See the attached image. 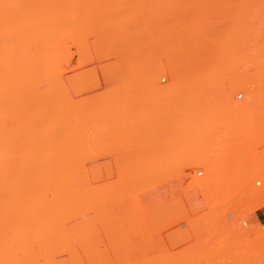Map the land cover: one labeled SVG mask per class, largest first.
I'll use <instances>...</instances> for the list:
<instances>
[{"label":"rangeland","instance_id":"1","mask_svg":"<svg viewBox=\"0 0 264 264\" xmlns=\"http://www.w3.org/2000/svg\"><path fill=\"white\" fill-rule=\"evenodd\" d=\"M5 1L0 264H264V0Z\"/></svg>","mask_w":264,"mask_h":264},{"label":"bare ground","instance_id":"2","mask_svg":"<svg viewBox=\"0 0 264 264\" xmlns=\"http://www.w3.org/2000/svg\"><path fill=\"white\" fill-rule=\"evenodd\" d=\"M6 1L9 2L8 0H6ZM6 1H5V3H6ZM15 1H17V0H15ZM18 1H19V0H18ZM18 1H17V2H18ZM50 1H51V0H50ZM60 1H61V0H60ZM18 3H19V2H18ZM20 3H21V2H20ZM20 3H19V4H20ZM39 3H40V1H39ZM42 3H44V2L42 1ZM42 3H41V4H42ZM50 3H51V2H50ZM53 3H55V2H53ZM58 3H59V2H58ZM11 4L14 5V3H12V2H11ZM19 4H18V5H19ZM29 4H30V3H29ZM60 4H61V3H60ZM20 5H21V4H20ZM43 5H44V4H43ZM45 5H46V3H45ZM45 5H44V6H45ZM54 5L56 6L57 4H54ZM15 6H16V5H15ZM38 6H39V4H38ZM51 6H52V5H51ZM22 7H23V6H22ZM27 7H28V6H27ZM30 7H32V6L30 5ZM39 7H40V6H39ZM49 7H50V6H49ZM34 8H37V7H34ZM42 8H43V7H42ZM45 8H46V7H45ZM64 8H65V7H64ZM25 9H26V7H25ZM57 9L59 10V8H57ZM66 9H67V8H66ZM16 10H17V9H16ZM31 10H32V9L29 8V11H31ZM35 10H36V9H34V11H35ZM38 10H39V9H38ZM60 10H63V9H60ZM64 10H65V9H64ZM65 11H66V10H65ZM53 12H54V10H53ZM24 13H26V12H24ZM27 13H28V12H27ZM34 13H35V12H34ZM39 13H40V12H39ZM39 13H38V16H39ZM54 13H55V15H56V11H55ZM20 14H21V13H20ZM29 14H30V12H29ZM32 14H33V13L31 12V15H32ZM35 14H36V13H35ZM16 15H17V14H16ZM47 15H48V14H47ZM47 15H46V16H47ZM33 16H34V15H33ZM46 16H45V17H46ZM52 16H54V15H52ZM19 17H20V16H19ZM23 17H24V14H23ZM25 17H26V15H25ZM49 17H50V16H49ZM54 17H55V16H54ZM55 18H56V17H55ZM19 20L21 21L22 18L19 19ZM28 20H29V19H28ZM28 22H29V21H28ZM19 23H20V22H19ZM22 26H23V25H22ZM29 28H30V27H29ZM21 29H22V28H21ZM48 32H50V31H48ZM30 41H31V40H30ZM22 46H23V45H22ZM21 48H22V47H21ZM34 50H35V48H34ZM34 50H33V51H34ZM30 52H32V51H30ZM28 54H29V53H28ZM31 54H34V53H31ZM20 55H24V54H21V53H20ZM26 55H27V54H26ZM26 55H24V56H26ZM34 56H35V55H34ZM34 56H33V58H34ZM26 57H27V56H26ZM26 57H25V59H26ZM29 57H30V56H29ZM21 58L24 59L23 56H21ZM31 58H32V57H30V59H31ZM25 59H24V60H25ZM28 59H29V58H28ZM28 59H27V60H28ZM27 60H26V61H27ZM15 61H16V60H15ZM22 61H23V60H22ZM29 61H30V60H29ZM24 62H25V61H24ZM16 63H18V62H16ZM24 65H25V63H24ZM29 65H30V64H29ZM26 67H27V66H26ZM26 69H27V68H26ZM26 69H25V70H26ZM28 71H31V69L28 70ZM28 74H30V73H28ZM18 76H19V74H18ZM27 76H28V75H27ZM21 77H22V76H21ZM28 77H30V76H28ZM22 78H23V77H22ZM24 79H25L26 82L28 83V80H27L26 78H24ZM30 79H32V78H30ZM30 79H29V80H30ZM25 80H24V81H25ZM30 81H32V80H30ZM27 83H26V85H27ZM29 83L31 84V82H29ZM42 86H43V85H42ZM46 87H47V86H46ZM41 88H42V87H41ZM47 91H48V89H47ZM83 96H84V95H83ZM85 96H86V95H85ZM109 115H110V114H109ZM124 115H125V114H124ZM121 117H122V116H121ZM118 118H119V116H118ZM54 122H55V120H54ZM55 125H56V124H55ZM49 130H50V129H49ZM51 130H52V129H51ZM55 130H56V129H55ZM182 131H183V130H182ZM198 132H199V131H198ZM198 132H197V133H198ZM49 133H50V131H49ZM189 133H190V131H189ZM199 135L201 136V134H199ZM190 136H191V135H190ZM190 136H189V138H190ZM197 137H198V135H197ZM201 137H202V136H201ZM199 138H200V137H199ZM192 139H193V138H192ZM211 139H213V138H211ZM181 141H182V140H181ZM0 142H2V141H0ZM4 143H6V142H4ZM4 143H3V144H4ZM8 143H9V142H8ZM20 143H21V142H20ZM28 143H29V142H28ZM42 143H43V142H42ZM179 143H180V142H179ZM188 143H189V142H188ZM196 143H197V142H196ZM1 144H2V143H1ZM39 144H40V143H39ZM39 144L36 143V145H35V144H31V142H30V144H29L30 147H26V149H20V147H22V146H23V147L26 146V145H21V146L19 147V149L17 148V149H18V154H20L19 156H18V154H17V151H15L16 154H17V156H18V157H17V156H16V157H17L18 159H21V160H17V158H16V160L13 161L14 163L18 164V165H17V166H18V168H17L18 170H19V168H22V169L24 168V167H23V164H24V163H25V164L28 163L29 167H26V165H27V164H26V165H25L26 168H24V169H27V168H28L29 170L32 171V169H30V168H32V166H34V165H36V163H38V162H36L37 159L39 158L38 156H41V157H43V158H45V156H46V159H43V158L40 157L39 159H41V160H38V161H40V162H41V161H44V163H45V164L43 165V170H42V167H40L42 173H41L40 170H38V168H35L36 166L34 167L35 169L32 171V173H35L36 175L34 174L35 176H33V174L31 173V178H32V179H33L34 177L36 178V179H33V180L36 181V185H35V184H34L33 186L29 185V184H30V183H29L30 181L33 182V180H30V179H31V178H30V172H31V171H30V172L28 171V175H26V173L20 175V172H17L18 175H14V174H16V172L13 171L14 167H13L12 169H10L9 171L6 170V171H8V173H10L11 170L13 171V172L11 171V173H13V174H11V175H13V176H11V178L8 176L9 179H10V180L8 179L9 182H8L7 179H4V178H3V177H5V176H2V174H4V173H2V172L0 173V175L2 176L1 178L4 179V182H5V183H4V182H3V183H2V182L0 183V186H1V184H2V187H0L1 189L4 188L5 186H6V188H8V185H9V184H10L9 187H10V186H13V187H12V191H8V193L5 192V195H3V190H4V189H3L2 191H0V240L2 239V236H3L4 231H5V229H4L5 221L8 220V221L11 222V221L14 220L13 218H15V214L18 213V212H15V210L17 211V209H18L17 206H18L19 204H22V203L24 202V204L27 203V204H29L30 206H32V205H34V204H35L36 206H37V205L40 206L41 203L38 202V201H41V202H43L42 205H43V204L46 205L45 202H46L47 200L43 201V199H42V197L45 198L46 195L44 194V196H43L42 193H41V194H37V193H40V192H44V193H46L45 191H46V189H47V187H48V185H49V184H48L49 181H47V180L49 179L50 176H45V175H46V173H48V172H47V171H48V168H47V167H48V165H49V164H48V161H49V158H48V157H49V156L47 157V155L51 154L52 152H51V153H48V152H50V150H49V144H48V146L42 144L41 147L39 146ZM131 144H132V143H131ZM216 144H217V143H216ZM218 144H219V143H218ZM6 145H7V143H6ZM6 145H5V146H6ZM8 145H10V143H9ZM11 145H12V144H11ZM11 145H10V146H11ZM13 145H14V144H13ZM37 145H38L39 147H38ZM174 145H175V144H174ZM183 145H184V144H183ZM210 145H211V144H210ZM5 146L2 147V148L0 147V150L4 149L3 151H5V149H6V147H7V146H6V147H5ZM16 146H17V145H16ZM42 146H43V147H42ZM44 146H45V147H44ZM180 146H182V145H180ZM192 146H193V145H192ZM214 146H215V145H214ZM11 147H12V146H11ZM11 147H10V148L8 147V148L10 149V151H11ZM170 148H171V147H170ZM211 148H212V147H211ZM214 148H215V147H214ZM220 148H221V147H220ZM17 149H16V150H17ZM183 149H184V148H183ZM22 150H24V151L21 152ZM206 150H207V149H206ZM209 150H210V149H209ZM218 150H219V149H218ZM12 151L14 152V150H12ZM12 151H11V152H12ZM47 151H48V152H47ZM149 151H150V150H149ZM161 151H162V150H161ZM19 152H20V153H19ZM153 152H154V151H153ZM3 153H4V152H3ZM148 153H149V152H148ZM219 153H220V152H219ZM1 154H2V152H1ZM4 154H5V153H4ZM8 154H9V151H8ZM21 154H22V156H21ZM151 154H152V152H151ZM160 154H161V153H160ZM196 154H197V153H196ZM209 154H210V153H209ZM37 155H38V156H37ZM44 155H45V156H44ZM54 155H55V154H54ZM143 155H144V154H143ZM143 155H142V156H143ZM51 156H52V155H51ZM51 156H50V157H51ZM139 156H140V155H139ZM146 156H147V155H146ZM166 156H167V155H166ZM175 156H176V155L174 154V157H175ZM23 157H24V158H23ZM36 157H37V159H36ZM52 157H53V156H52ZM52 157H51V158H52ZM181 157H182V156H181ZM1 158H2V157H1ZM4 158H6V157H4ZM10 158H11V159H15L14 157H9V159H10ZM51 158H50V160H51ZM135 158H136V157H135ZM157 158H158V157H157ZM161 158H162V157H161ZM170 158H171V157H170ZM182 158H183V157H182ZM216 158H218V157H216ZM11 159H10V160H11ZM27 159H28V160H27ZM53 159H55V158H53ZM53 159H52L51 161H53ZM138 159H141V158H138ZM138 159H137V160H138ZM167 159H168V158H167ZM7 160H8V158H7ZM10 160H9L10 165H13V164H11L12 162H11ZM25 160H26L27 162H26ZM33 160H34V161H33ZM47 160H48V161H47ZM0 161L2 162L1 159H0ZM4 161H5V160H4ZM4 161H3V162H4ZM15 161H16V162H15ZM17 161H19V162L17 163ZM45 161H46V162H45ZM54 161H55V160H54ZM121 161H122V160H121ZM131 161H132V160H131ZM212 161H213V160H212ZM215 161H216V160H215ZM6 162H7V161H6ZM30 162H31L32 164H31ZM129 162H130V161H129ZM137 162H138V161H137ZM20 163H22V164H20ZM49 163H50V161H49ZM131 163H132V162H131ZM159 163H160V162H159ZM6 164H7V163H6ZM30 164H31L32 166H31ZM33 164H34V165H33ZM47 164H48V165H47ZM126 164H127V163H126ZM212 164H213V163H212ZM216 164H217V163H216ZM0 165H1V164H0ZM10 165H9V166H10ZM21 165H22V166H21ZM46 165H47V166H46ZM50 165H51V163H50ZM52 165H53V164H52ZM129 165H130V164H129ZM156 165H157V164H156ZM214 165H215V164H214ZM3 166H4V165H3ZM5 166H6V165H5ZM5 166H4V167H5ZM7 166H8V165H7ZM14 166H15V164H14ZM17 166H15V167H17ZM30 166H31V167H30ZM37 166H38V164H37ZM44 166H45V168H44ZM54 166H55V164H54ZM125 166H126V165H125ZM145 166H146V165H145ZM150 166H151V165H150ZM11 167H12V166H11ZM131 167H133V166H131ZM147 167H148V166H147ZM213 167H214V166H213ZM215 167H216V166H215ZM6 168H7V167H6ZM6 168H5V169H6ZM8 168H9V167H8ZM134 168H135V167H134ZM155 168H156V167H155ZM5 169L3 170V172H5ZM22 169H20V170H22ZM24 169H23V170H24ZM36 169H37V170H36ZM49 169H51L50 166H49ZM122 169H123V168H122ZM0 170H1V169H0ZM23 170H22V171H23ZM46 170H47V171H46ZM53 170H54V169H53ZM53 170H51V171H53ZM127 170H128V169H127ZM129 170H130V167H129ZM135 170H136V169H135ZM135 170H134V173H135ZM140 170H141V169H140ZM151 170H152V169H151ZM34 171H36V172H38V173H36V172H34ZM43 171H44V172H43ZM45 171H46V172H45ZM122 171H123V170H122ZM122 171H121V172H122ZM148 171H150V170L148 169ZM216 171H217V170H216ZM14 172H15V173H14ZM39 172H40V173H39ZM123 172L125 173L126 171H123ZM6 173H7V172H6ZM21 173H22V172H21ZM23 173H24V172H23ZM124 173H123V174H124ZM41 174H43V176H42ZM52 174H53V172H52ZM123 174H122V175H123ZM128 174H129V173H128ZM136 174H137V173H136ZM9 175H10V174H9ZM19 175H20V177H22V178L18 177ZM37 175H38V176H37ZM39 175H40V177H39ZM47 175H49V174H47ZM133 175H134V174H133ZM15 176H16V179L14 178ZM23 176H24V177H23ZM26 176L29 177V181L26 180ZM32 176H33V177H32ZM52 176H53V175H52ZM131 176H132V175H131ZM131 176H130V177H131ZM8 177H7V178H8ZM43 177H44V178H43ZM126 177H129V175L126 176ZM1 178H0V179H1ZM5 178H6V177H5ZM24 178H25V179H24ZM37 178H39L40 180H38ZM41 178H43V179H41ZM46 178H47V180H46ZM18 179H19L20 181H19ZM21 179H22V180H21ZM124 179H125V178H124ZM129 179H130V178H128V180H129ZM5 180H6V181H5ZM14 180H17V181L15 182ZM25 180H26V181H25ZM41 180H42V182H38V181H41ZM45 180H46V182H47L48 185L46 184ZM118 180L122 181L121 179H118ZM1 181H2V180H1ZM21 181H24V183L26 182L24 185L22 184V187L18 185V183H22ZM135 181H136V180H135ZM6 182L9 183V184H8V185H5V184H7ZM10 182H12V183H10ZM13 182H15L16 185H15V183H13ZM44 182H45V183H44ZM116 182H117V181H116ZM40 183H41V185H42L43 187L40 186V185L38 186V184H40ZM42 183H44V184H42ZM127 183H128V182H127ZM132 183H133V182H132ZM11 184H12V185H11ZM27 184H28V185H27ZM128 184H129V183H128ZM44 185H45V186L47 185V186L45 187ZM3 186H4V187H3ZM26 186H28L27 188H30L31 191H30V189H26V188H25ZM30 186H31V187H30ZM34 186H36V188H34ZM86 186H87V185H86ZM124 186H125V185H124ZM16 187L21 188V189L15 190ZM37 187H38V188H37ZM39 187H40V188H39ZM121 187H122V185H121ZM13 188H14V189H13ZM23 188H25V189H23ZM32 188H34V189H36V190H32ZM43 188H45V189H43ZM9 189H10V188H9ZM16 189H17V188H16ZM86 189H87V187H86ZM14 190H15V191H14ZM19 190H20V191H19ZM37 190H39V191H37ZM40 190H42V191H40ZM43 190H45V191H43ZM94 190H95V189H94ZM4 191H5V190H4ZM33 191H34V192H33ZM85 191H86V190H85ZM9 192H10V193H9ZM12 192H13V193H12ZM95 193H96V192H95ZM85 194H86V193H85ZM20 195H23V196H22V197H24L23 201L20 199ZM39 195L42 196V197H39ZM35 196H36V197L38 196L37 198H40V199H37ZM95 196H96V195H95ZM100 200H101V199H100ZM21 201H22V202H21ZM94 201H95V200H94ZM37 203H38V204H37ZM39 203H40V204H39ZM47 203H48V201H47ZM81 203H82V202H81ZM106 203H107V202H106ZM6 205H7V207H9L8 205H11V207L7 208V209L10 210V211H9L10 213L8 212L9 215H8L7 213L5 214L7 218L5 217L4 212H3V211H4V208H5ZM46 206H48V205H46ZM88 206H89V205H88ZM13 207H14V209H12V211L14 210V212H12L11 209H10V208H13ZM15 207H16V209H15ZM23 207H24V206H23ZM34 207H35V206H34ZM44 207H45V206H44ZM86 207H87V206H86ZM37 208H38V207H37ZM92 208H94V207H92ZM20 209H21V207H20ZM40 209H41V208H40ZM90 209H91V208H90ZM101 212H102V210H101ZM31 216H32V215H31Z\"/></svg>","mask_w":264,"mask_h":264}]
</instances>
